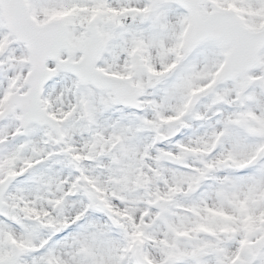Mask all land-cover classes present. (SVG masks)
<instances>
[{
    "label": "snow or ice",
    "instance_id": "6c2138e0",
    "mask_svg": "<svg viewBox=\"0 0 264 264\" xmlns=\"http://www.w3.org/2000/svg\"><path fill=\"white\" fill-rule=\"evenodd\" d=\"M0 264H264V0H0Z\"/></svg>",
    "mask_w": 264,
    "mask_h": 264
}]
</instances>
